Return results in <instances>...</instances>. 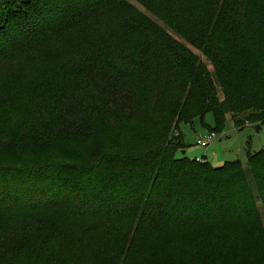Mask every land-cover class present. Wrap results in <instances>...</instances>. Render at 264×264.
I'll list each match as a JSON object with an SVG mask.
<instances>
[{
  "label": "trees",
  "instance_id": "1",
  "mask_svg": "<svg viewBox=\"0 0 264 264\" xmlns=\"http://www.w3.org/2000/svg\"><path fill=\"white\" fill-rule=\"evenodd\" d=\"M134 1L0 0V264H264V148L179 155L264 125V0Z\"/></svg>",
  "mask_w": 264,
  "mask_h": 264
},
{
  "label": "rangeland",
  "instance_id": "2",
  "mask_svg": "<svg viewBox=\"0 0 264 264\" xmlns=\"http://www.w3.org/2000/svg\"><path fill=\"white\" fill-rule=\"evenodd\" d=\"M127 2L138 6L134 0H127ZM139 8L143 9L142 6ZM25 57L29 58L30 55L25 53L21 59H14L24 61L26 60ZM9 70V67L1 70L0 78L6 76ZM225 124V130L217 133L218 139L206 148L199 146L198 142L205 140L211 133L210 129L215 128L213 113L208 112L204 117V122L201 119H196L191 124H182L179 129L184 136L187 148L185 154L181 152L179 155H186L191 159H205L217 167L229 161L241 160L245 162L248 151L251 153L264 148V125L259 131L252 127L238 131L231 120ZM176 134L178 135L179 132L174 131L175 136Z\"/></svg>",
  "mask_w": 264,
  "mask_h": 264
},
{
  "label": "built area",
  "instance_id": "3",
  "mask_svg": "<svg viewBox=\"0 0 264 264\" xmlns=\"http://www.w3.org/2000/svg\"><path fill=\"white\" fill-rule=\"evenodd\" d=\"M218 139V135L216 133H210V135L203 141H199L198 145L201 147H208L210 143Z\"/></svg>",
  "mask_w": 264,
  "mask_h": 264
},
{
  "label": "water",
  "instance_id": "4",
  "mask_svg": "<svg viewBox=\"0 0 264 264\" xmlns=\"http://www.w3.org/2000/svg\"><path fill=\"white\" fill-rule=\"evenodd\" d=\"M186 152L185 151H182V154H185Z\"/></svg>",
  "mask_w": 264,
  "mask_h": 264
},
{
  "label": "crops",
  "instance_id": "5",
  "mask_svg": "<svg viewBox=\"0 0 264 264\" xmlns=\"http://www.w3.org/2000/svg\"><path fill=\"white\" fill-rule=\"evenodd\" d=\"M236 130H238V129L236 128Z\"/></svg>",
  "mask_w": 264,
  "mask_h": 264
}]
</instances>
